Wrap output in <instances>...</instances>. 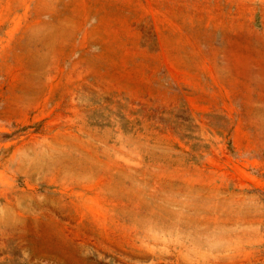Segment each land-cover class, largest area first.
I'll use <instances>...</instances> for the list:
<instances>
[{"label":"rangeland","instance_id":"rangeland-1","mask_svg":"<svg viewBox=\"0 0 264 264\" xmlns=\"http://www.w3.org/2000/svg\"><path fill=\"white\" fill-rule=\"evenodd\" d=\"M0 264H264V0H0Z\"/></svg>","mask_w":264,"mask_h":264},{"label":"trees","instance_id":"trees-1","mask_svg":"<svg viewBox=\"0 0 264 264\" xmlns=\"http://www.w3.org/2000/svg\"><path fill=\"white\" fill-rule=\"evenodd\" d=\"M124 120H125V125L124 126H125V128H128V126L131 123V121L129 119H125V118H124ZM186 136L190 137V135H186Z\"/></svg>","mask_w":264,"mask_h":264}]
</instances>
